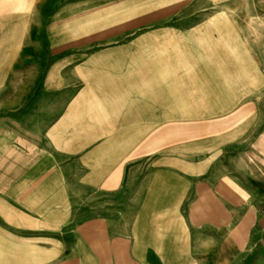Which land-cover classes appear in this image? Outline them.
Listing matches in <instances>:
<instances>
[{
    "label": "crops",
    "instance_id": "1",
    "mask_svg": "<svg viewBox=\"0 0 264 264\" xmlns=\"http://www.w3.org/2000/svg\"><path fill=\"white\" fill-rule=\"evenodd\" d=\"M0 264H264V1L0 0Z\"/></svg>",
    "mask_w": 264,
    "mask_h": 264
},
{
    "label": "rangeland",
    "instance_id": "2",
    "mask_svg": "<svg viewBox=\"0 0 264 264\" xmlns=\"http://www.w3.org/2000/svg\"><path fill=\"white\" fill-rule=\"evenodd\" d=\"M261 1H264V0H261Z\"/></svg>",
    "mask_w": 264,
    "mask_h": 264
}]
</instances>
